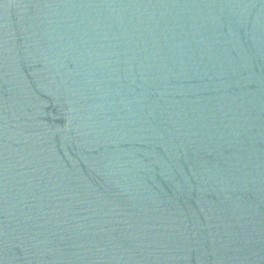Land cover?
<instances>
[{"label": "water", "instance_id": "water-1", "mask_svg": "<svg viewBox=\"0 0 264 264\" xmlns=\"http://www.w3.org/2000/svg\"><path fill=\"white\" fill-rule=\"evenodd\" d=\"M0 264H264V0H0Z\"/></svg>", "mask_w": 264, "mask_h": 264}]
</instances>
